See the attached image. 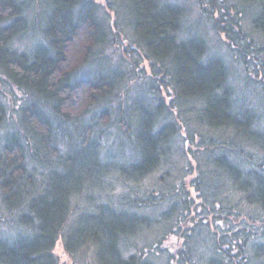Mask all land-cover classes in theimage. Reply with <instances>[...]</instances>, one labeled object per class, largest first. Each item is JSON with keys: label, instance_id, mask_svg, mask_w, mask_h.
I'll use <instances>...</instances> for the list:
<instances>
[{"label": "trees", "instance_id": "16d2710c", "mask_svg": "<svg viewBox=\"0 0 264 264\" xmlns=\"http://www.w3.org/2000/svg\"><path fill=\"white\" fill-rule=\"evenodd\" d=\"M30 1L0 0V264H264V94L229 64L264 50V0L213 17L230 59L168 0H50L23 50Z\"/></svg>", "mask_w": 264, "mask_h": 264}, {"label": "rangeland", "instance_id": "374dc122", "mask_svg": "<svg viewBox=\"0 0 264 264\" xmlns=\"http://www.w3.org/2000/svg\"><path fill=\"white\" fill-rule=\"evenodd\" d=\"M100 1V0H98ZM103 1V0H102ZM235 1V0H234ZM168 2L177 3L183 8L187 9L186 15L183 20V29L181 31L182 38H187L192 35H202L205 37L206 41L210 46L211 55H220L226 59H230L232 56V51L227 48V43L223 41V33L218 31L213 25V20L216 12L219 14L228 13L227 10L233 9V1L232 0H168ZM237 2V0H236ZM30 3L34 5L40 15V25L34 26L33 30L31 28V24L29 30L26 35L21 38H17L19 46L25 50L30 48L34 42L41 39V28L43 27V21L46 13L49 10L50 0H31ZM119 7H116L117 11L121 12V0L118 2ZM244 8L240 6L237 10L241 11L243 14ZM118 28H123L120 33H123L126 36V39H130L131 36H134L133 29L130 27L126 28V21L120 20L117 23ZM226 36V35H225ZM246 38V42H244V47L248 51H250L253 58H249V64L246 63L245 59L246 55H242V59L238 58L237 55H234L231 58L230 64V86L235 90L237 95H240V89L246 88L248 90V94H245V97L252 98L253 101H256V97L258 96V92H262L264 94V50L259 49L257 52L253 49H250L256 45L249 43V37L247 34L243 35ZM22 50V51H23ZM120 55H115V57H119ZM149 74H145L143 76L146 82L150 81L154 73L152 70L148 69ZM243 74L241 77L240 74ZM247 76V81L244 80ZM129 82H133L134 91L144 90L142 83L139 79H129ZM251 82V83H250ZM248 83V84H247ZM242 86L241 88H239ZM9 89L8 85H5V89ZM13 91V90H11ZM14 92V91H13ZM15 93V92H14ZM244 95V94H242ZM255 97V98H254ZM244 99V96H243ZM263 105V104H262ZM11 109V107H10ZM18 107H15L14 110H17ZM14 113V111H12ZM12 128V127H11ZM10 128V130H11ZM113 152H114V141H113ZM130 154V153H129ZM123 157V156H122ZM114 158V153H113ZM124 158V157H123ZM123 158H121L123 160ZM106 182H108L109 186L106 189L99 188H90L83 193L84 198H89L93 193L95 195H100L99 199L107 200L109 198H114V194L120 192L116 186H114V172L112 174L107 175ZM57 254L63 260L70 261L68 255L65 253L61 240L58 241L57 246L55 248Z\"/></svg>", "mask_w": 264, "mask_h": 264}]
</instances>
